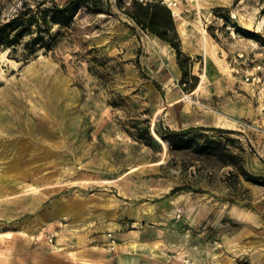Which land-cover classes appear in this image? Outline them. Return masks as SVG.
Instances as JSON below:
<instances>
[{"label": "rangeland", "instance_id": "374dc122", "mask_svg": "<svg viewBox=\"0 0 264 264\" xmlns=\"http://www.w3.org/2000/svg\"><path fill=\"white\" fill-rule=\"evenodd\" d=\"M196 2L177 0L175 16L163 0H81L63 24L43 14L50 0H0V25L23 10L38 19L10 30L14 51L0 46V232L57 199H112L122 216L89 244L99 260L126 245L144 263L264 264V0ZM137 3L170 12L189 57L183 70L174 49L177 73L147 49L152 35L166 43L132 19ZM181 25L199 39L194 53ZM257 65L260 83L245 82ZM187 98L237 118L222 128L233 133L196 131L179 150L162 142L155 129L166 135L212 114ZM57 230L16 236L26 256L73 260L76 236ZM3 236L0 264H9L17 256L5 254Z\"/></svg>", "mask_w": 264, "mask_h": 264}, {"label": "crops", "instance_id": "0c3cea01", "mask_svg": "<svg viewBox=\"0 0 264 264\" xmlns=\"http://www.w3.org/2000/svg\"><path fill=\"white\" fill-rule=\"evenodd\" d=\"M198 3L199 0H197L196 5H198ZM196 9L198 10L199 8ZM178 33L183 47H186V50L190 53H194V49H198V45H200L199 39H189L187 30L183 28L182 25ZM146 46L150 51L156 50L161 59L166 62V66L171 72L175 71L177 73L174 61V50L168 44H163L155 37L151 38L150 36L147 38ZM198 54L200 55L201 53L199 52ZM169 106L170 105L166 104L164 109ZM210 112H212V114L208 118L197 119L192 124L175 127L174 129L198 125L205 127L233 128L239 123V121H236L238 120L237 118L226 113L217 110H210ZM121 208L119 203L112 199L109 201L99 200L94 197L85 198V200L82 201L75 199H57L53 201L44 212H38L24 219L22 218L20 221L10 224L8 229L0 232L1 235H5L3 236L4 246L6 247L4 251L5 254L8 253L17 256L12 262L9 261V264H47L38 257L26 256L22 250V238L16 236V233L24 237L32 238L38 235L42 236L45 231H50L52 228L55 229V227L58 229L56 231L58 234L67 232L68 234L75 235L76 237H74L71 242L72 245L78 247L72 250L66 248L68 249L67 252L69 253L70 259L73 260L66 261L56 258L55 264H87L91 262L92 264H152L150 262L144 263L143 258L137 253L138 250L129 251L125 248L126 245H116L119 251L108 258H101L102 260H99L93 256L91 248L96 245L89 246V244L97 240H103V238L107 236V231L111 233L109 231H115L117 229L116 225L118 226L120 224L117 222V219L122 216ZM169 212H166V215H168ZM6 234H9V236ZM113 243L115 242L113 241ZM139 245L142 246L144 243ZM105 251H108V249H105Z\"/></svg>", "mask_w": 264, "mask_h": 264}, {"label": "trees", "instance_id": "16d2710c", "mask_svg": "<svg viewBox=\"0 0 264 264\" xmlns=\"http://www.w3.org/2000/svg\"><path fill=\"white\" fill-rule=\"evenodd\" d=\"M52 4V8H46L43 10V14L48 12L49 10L57 15L58 19L60 18L63 24H68L71 21L72 13L80 7L81 0H68L63 6L57 4L55 0H50ZM135 12L132 11L130 14L132 19L143 29L148 30L155 36H157L160 40L168 44L172 49L176 52V57L178 60V64L180 68L183 70V64L181 61V57L186 58L189 61L188 56H184L181 52L180 40L176 34V30L173 24V19L170 12L166 9L160 8L154 4H136ZM160 11H163V15L165 16V20L163 22L162 18L158 14ZM97 12H102L101 10H97ZM25 11H21L18 16L9 20L8 22L0 25V46L5 47L6 49L9 48L11 51L15 49V39L10 37V30H14L15 28H23L30 27L33 23H37L38 19L35 17H30L27 20H24ZM44 18V15H43ZM167 18V22H166ZM24 27V28H25ZM13 28V29H12ZM171 32L173 34V39H169L166 36L167 32ZM45 47L48 49V44L46 42H40L39 46ZM186 75L185 72H183ZM157 85V84H156ZM159 88V85H157ZM196 131H215L218 133H233L230 130H224L222 128L216 127H205V126H193L181 130H166V135L158 130H154V134L162 141L168 144V146L172 149L179 150V149H186L192 145V141L197 140ZM149 136L153 139V135L150 134L149 130L147 129ZM197 149L199 151H205L206 147L204 144H197ZM255 184H260L257 180H250ZM264 185V184H261ZM185 190V187H174L170 194H175L179 191Z\"/></svg>", "mask_w": 264, "mask_h": 264}, {"label": "built area", "instance_id": "2783aa9c", "mask_svg": "<svg viewBox=\"0 0 264 264\" xmlns=\"http://www.w3.org/2000/svg\"><path fill=\"white\" fill-rule=\"evenodd\" d=\"M163 3L165 4V6L167 8H169V7H171V5H174V6L177 5V0H163ZM260 73H262L261 66H258V65L254 66L250 71L249 70L245 71V73H244V81L247 82V83H251V84L260 83V81L262 79L258 75ZM108 236H111V234H109ZM49 241H52L51 237H49Z\"/></svg>", "mask_w": 264, "mask_h": 264}, {"label": "bare ground", "instance_id": "6f19581e", "mask_svg": "<svg viewBox=\"0 0 264 264\" xmlns=\"http://www.w3.org/2000/svg\"><path fill=\"white\" fill-rule=\"evenodd\" d=\"M186 1H188V0H186ZM170 9H171V12L175 15V16H179V11H180V9H179V7L177 6V5H171V7H169ZM151 38H154V36L152 35L151 36ZM7 53V50L6 51H4L3 53H2V58H4L5 57V54ZM174 73H176L175 71H174ZM187 99H189L191 102H194V103H196L197 105H199V107L201 106L202 108H205V109H208V110H212V111H214L212 108H210V107H208L207 105H205V104H203V103H201V102H199V101H194V100H192L191 98H187ZM216 112V111H215ZM236 121H239V120H236ZM7 236H9V234H6Z\"/></svg>", "mask_w": 264, "mask_h": 264}]
</instances>
